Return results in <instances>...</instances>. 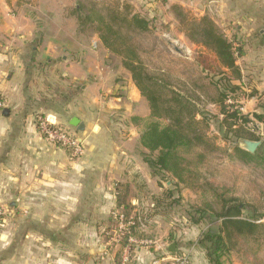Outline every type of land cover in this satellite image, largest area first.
<instances>
[{
  "label": "crops",
  "instance_id": "0c3cea01",
  "mask_svg": "<svg viewBox=\"0 0 264 264\" xmlns=\"http://www.w3.org/2000/svg\"><path fill=\"white\" fill-rule=\"evenodd\" d=\"M168 1L211 8L220 19L228 13L239 33L247 22L236 64L241 74L246 67L248 87L264 93V0ZM22 7L0 0V264H117L104 232L120 207L116 186L133 205L127 194L150 172L139 145L147 103L95 34L39 25ZM38 114L80 137L83 155L45 141ZM179 247L198 264L194 244ZM157 253L140 249L132 258L148 264ZM200 264H208L204 256Z\"/></svg>",
  "mask_w": 264,
  "mask_h": 264
},
{
  "label": "trees",
  "instance_id": "16d2710c",
  "mask_svg": "<svg viewBox=\"0 0 264 264\" xmlns=\"http://www.w3.org/2000/svg\"><path fill=\"white\" fill-rule=\"evenodd\" d=\"M84 6L78 4L73 11L79 30L91 29L102 46L120 61L147 103L149 117L139 136V145L144 150L141 155L152 176L172 182L178 193L180 185L198 190L201 187L198 185V167L205 160L203 153L220 149L216 136L210 133L212 125L223 133L222 139L230 143L231 147L225 152L229 159L245 166L264 167V141L253 154L240 147L242 141L258 142L259 138L249 133L247 126L251 120L239 110L238 96L243 88L242 74L236 64L243 55L239 43L235 48L234 41L227 39L207 16L195 18L179 6L172 7L180 31L191 43L213 56L221 75L220 81L214 83L215 94L204 97L184 81L173 82L166 73L148 70L138 42L139 37L151 33L148 19L132 12L128 5L104 3L97 6L93 3L88 8ZM206 62L205 57L198 61L201 65ZM247 88L251 90L247 98H254L257 94ZM208 106L217 107L218 115L209 111ZM252 116L256 121L264 122V115ZM205 184L214 192L213 199L205 201L203 208L187 212L188 224H202L205 229L188 245L194 244L201 250L208 264H223V258L232 252L244 256L251 254L257 261L256 255L264 240V191L261 207H255L234 195L228 196L225 190L218 192L209 183ZM116 188L118 205L128 211L127 196L120 193L124 187L117 185ZM172 192L167 191L166 197L170 198ZM160 208L162 201L157 199L154 209ZM133 236L144 238L137 233ZM120 254L121 249L116 254L117 264H120Z\"/></svg>",
  "mask_w": 264,
  "mask_h": 264
},
{
  "label": "rangeland",
  "instance_id": "374dc122",
  "mask_svg": "<svg viewBox=\"0 0 264 264\" xmlns=\"http://www.w3.org/2000/svg\"><path fill=\"white\" fill-rule=\"evenodd\" d=\"M13 1L17 5L24 6L18 10L19 12L25 13L26 10L29 11L39 25L49 24L52 21L60 25L64 24L65 28L77 25L73 11L78 4L85 5V8L90 7L93 3H96L97 6H101L104 3L111 6L113 4L128 5L132 12L150 21L151 33L138 38L142 50L141 57L148 70L156 74L166 73L168 79L173 82L184 81L187 85H191V89H194L196 93L204 97L215 94L214 83L220 81L221 75H219V71L216 68L213 56L203 48L191 43L180 31L172 7L175 5L179 6L195 18L207 16L227 39L234 41L235 48L239 44L243 47V43L246 44L249 40L246 37H242L245 34L243 31L249 29L247 22L243 24L242 32L239 33L237 32V24L226 19V17H229L228 13H225L224 18L220 19L214 16L215 13H213L214 11L211 8L204 11L197 5L184 7L168 0H155V3H152L151 0H138L137 4H129L127 0ZM217 10L219 11L220 9L218 8ZM76 29H79L78 25ZM91 33V29H87L85 32V34ZM234 36L237 38H233ZM201 57L207 59L206 64L201 65L198 63ZM205 65L209 68L202 67ZM240 65V67L243 66L242 64ZM243 70L245 71L242 73V93L238 96L240 100L237 99L239 100L240 109L242 108L241 113L247 115L251 120V123L247 126V129H250L248 130L249 133H253L255 137H258V142L260 143L264 141V122L256 121L252 115L255 114V111L260 115H264V93L256 95L257 97L254 98H247L251 90L247 88L248 76L246 67ZM248 100L251 101L249 105L245 103ZM244 104L246 107L248 106L247 109H244ZM207 109L218 115L217 107L208 106ZM219 118L221 119V117ZM210 133L216 136L217 139L215 141L220 149L214 153L202 152L205 160L198 167L200 171L198 185H201L198 190L195 191L180 185L178 193L174 189L172 182L161 180L152 176L150 172L144 171V180H139L135 188L130 190V194H127L131 198L135 197L134 203L133 205L129 204L130 209L128 211L122 210L127 218L135 221L136 225L138 224L136 229L132 231V235L135 233L141 234L144 238L140 239L149 240L155 244L152 247L153 249L148 247L147 250L156 252V247L159 248L161 246L164 249V253H167V248H165L167 244L175 242V244L177 243L176 249H178L180 244L187 245L197 239L200 232L205 229V226L202 224L197 226L188 224L189 215L187 212L195 208H203L205 201L213 199L214 192H211L205 183L212 185L215 191L221 192L225 190L228 192V196L234 195L255 207H261V193L264 191V167L245 166L236 160L229 159L225 152L231 146L229 142L222 139L223 133L217 131L215 125L210 127ZM170 190L173 191L172 195L167 198L166 193ZM157 199L162 201V208L155 210ZM173 201L176 202L174 203ZM168 204L169 206H167ZM118 208L116 207L113 211ZM107 231L104 232V235L109 241L113 233L109 231L108 236H106ZM121 246L122 244L109 243L108 247L117 254ZM136 253L133 252V257ZM157 255L158 253L155 257ZM203 256V252L199 250L193 253L192 258H196V263L200 264L203 263ZM256 259L257 261L251 254L244 256L232 252L223 258V264H264V240L261 241V247ZM119 261L121 264V254ZM128 264H136L135 258L131 257Z\"/></svg>",
  "mask_w": 264,
  "mask_h": 264
},
{
  "label": "built area",
  "instance_id": "2783aa9c",
  "mask_svg": "<svg viewBox=\"0 0 264 264\" xmlns=\"http://www.w3.org/2000/svg\"><path fill=\"white\" fill-rule=\"evenodd\" d=\"M3 107L4 103L0 98V109H3ZM239 110L242 112V108ZM34 125L45 141L65 149L71 158H78L83 155L84 145L82 139L68 129L57 125L50 117L38 114L34 117ZM1 216L2 211L0 209V218ZM110 217V225L107 228L106 236L111 231L113 234L109 243L122 244L121 264L129 263L132 251L136 253L140 249H148V247L153 249L152 247L155 246L153 242L139 239L132 235L136 223L125 216L121 207L113 211ZM158 249L156 247L155 251L157 252ZM148 264H190V256L187 249L178 248L174 255H169L168 253L158 254Z\"/></svg>",
  "mask_w": 264,
  "mask_h": 264
},
{
  "label": "water",
  "instance_id": "95a60500",
  "mask_svg": "<svg viewBox=\"0 0 264 264\" xmlns=\"http://www.w3.org/2000/svg\"><path fill=\"white\" fill-rule=\"evenodd\" d=\"M71 125H77V121L73 120L71 122ZM259 146H260L259 142H253V141H242L240 143L241 149H243V150H245V151H247L248 153H251V154H253L258 149ZM176 247L177 246H176L175 242H172L167 247V253L169 255H174L175 252H176Z\"/></svg>",
  "mask_w": 264,
  "mask_h": 264
}]
</instances>
